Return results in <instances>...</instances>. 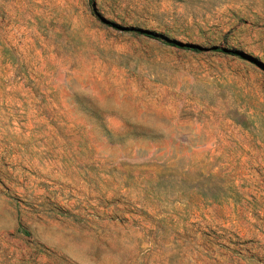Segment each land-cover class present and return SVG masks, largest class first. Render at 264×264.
<instances>
[{
	"label": "rangeland",
	"instance_id": "1",
	"mask_svg": "<svg viewBox=\"0 0 264 264\" xmlns=\"http://www.w3.org/2000/svg\"><path fill=\"white\" fill-rule=\"evenodd\" d=\"M0 264H264V0H0Z\"/></svg>",
	"mask_w": 264,
	"mask_h": 264
},
{
	"label": "trees",
	"instance_id": "2",
	"mask_svg": "<svg viewBox=\"0 0 264 264\" xmlns=\"http://www.w3.org/2000/svg\"><path fill=\"white\" fill-rule=\"evenodd\" d=\"M135 31L136 33L140 34V35H143V36H146L148 38H152V39H156V40H160L170 46H173V47H177V48H182V49H187V50H192V51H200L201 47L199 46H196V45H192V44H182L176 40H161L160 36L152 31H148V30H143V29H135L133 30ZM211 50H214V51H221V52H224V53H227L229 55H234V56H237L239 58H247V59H250L248 56L244 55L243 53L239 52V51H236V50H225V49H222V48H210ZM252 60V59H251Z\"/></svg>",
	"mask_w": 264,
	"mask_h": 264
},
{
	"label": "water",
	"instance_id": "3",
	"mask_svg": "<svg viewBox=\"0 0 264 264\" xmlns=\"http://www.w3.org/2000/svg\"><path fill=\"white\" fill-rule=\"evenodd\" d=\"M183 44V43H182Z\"/></svg>",
	"mask_w": 264,
	"mask_h": 264
}]
</instances>
